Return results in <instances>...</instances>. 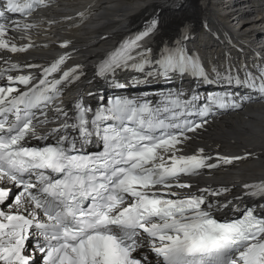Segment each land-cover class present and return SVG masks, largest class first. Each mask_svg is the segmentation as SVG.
Wrapping results in <instances>:
<instances>
[{"label": "snow or ice", "instance_id": "6c2138e0", "mask_svg": "<svg viewBox=\"0 0 264 264\" xmlns=\"http://www.w3.org/2000/svg\"><path fill=\"white\" fill-rule=\"evenodd\" d=\"M48 6L49 0H0V51L32 47L10 33L35 25L9 14L28 17ZM157 27L154 18L123 39L97 63L95 76L120 88L126 87L117 80L121 72L139 74L134 85L189 77L195 87L161 91L154 100L117 96L105 103L100 96L96 106L78 100L67 108L63 89L83 75L79 65L62 70L67 52L49 66H24L38 69V76L4 60L0 264H264V180L244 184L235 205L209 199L228 187L173 190L192 187L181 176L253 155L184 148L210 117L264 101V57L251 65L205 64L184 45L187 25L181 39L154 53ZM200 85L220 90L202 96ZM246 197L255 203L247 205ZM225 210L235 215H216Z\"/></svg>", "mask_w": 264, "mask_h": 264}, {"label": "bare ground", "instance_id": "6f19581e", "mask_svg": "<svg viewBox=\"0 0 264 264\" xmlns=\"http://www.w3.org/2000/svg\"><path fill=\"white\" fill-rule=\"evenodd\" d=\"M183 1L187 2L188 7L181 4V9L174 12L170 11L171 8L180 5L181 0H49L48 7H40L31 16L17 19L34 24L35 27L12 32L10 36L15 38L17 44L30 43L32 47L23 53L0 51V57H3L0 59V69L8 67L4 63V60H8L9 63L19 64L25 73L38 75V69L24 66H49L54 59L67 52L69 58L62 70L67 71L79 65L83 73L79 80L70 83L69 90L74 95L66 99L64 106L68 104L67 108H71L74 98L80 95L78 99L81 100L83 97V87L95 73L97 63L116 48L121 40L131 33L140 32L154 18L158 22L151 43L154 53H158L165 43L174 44L181 39L180 33L187 25L190 31L184 45H194V51L206 64L222 65L229 61L235 65L242 64L243 61H234L236 53L245 54L242 58L246 61L247 57L248 65L264 57V0H230L232 7L237 8L235 12L224 8L226 0ZM208 4L212 9L208 8ZM246 4L249 5L247 8ZM221 8L224 9L220 11ZM241 23H245L251 33H256L257 39L238 32ZM113 38H116V45L108 47L109 42L113 43ZM64 41L70 42L67 49L61 47ZM197 41L202 43L197 44ZM201 44L204 45L202 49ZM105 48L111 49L102 55L97 53ZM90 63L94 65L92 70H89ZM133 76L117 75V79L127 85L126 89L130 92L137 91L133 90L135 86L146 87L165 81L163 78L152 79L134 85ZM108 89H113V86L104 88ZM121 94L125 95L122 91ZM209 119L210 123L205 129L186 143L185 153L191 154L203 147L206 153L213 156L217 152L228 156L244 155L246 151L253 155L248 159L234 161L231 165L202 169L187 183L192 185L191 188L173 190L181 192L228 187L231 189L229 193L209 199L220 203L232 201L235 205L240 201L234 198L243 194L244 184L264 180V101L247 102L242 109L229 110ZM244 202L254 204L255 199L246 197ZM216 214L227 215L231 212L225 210Z\"/></svg>", "mask_w": 264, "mask_h": 264}, {"label": "rangeland", "instance_id": "374dc122", "mask_svg": "<svg viewBox=\"0 0 264 264\" xmlns=\"http://www.w3.org/2000/svg\"><path fill=\"white\" fill-rule=\"evenodd\" d=\"M127 1H129V0H127ZM149 3H150V2H149ZM149 3H148V4H149ZM148 4H147V5H148ZM147 5H146V6H147ZM137 30H138V29H137ZM135 31H136V30H135ZM250 36H251V37H254V34L252 33ZM111 40L113 41V43L109 42V46H108V47H112V46L114 47V45H116V43H117L116 38H113V39H111ZM113 47H112V48H113ZM109 49H111V48H109ZM109 49H106V48H105V49H103V50H101L100 52H97V53H100V54L102 55L104 52L108 51ZM90 64H91V63H90ZM90 64H89V70H92V68L94 67V65H93V64L90 65Z\"/></svg>", "mask_w": 264, "mask_h": 264}]
</instances>
